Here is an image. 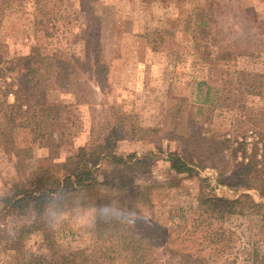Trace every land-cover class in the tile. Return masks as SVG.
Instances as JSON below:
<instances>
[{
  "label": "rangeland",
  "instance_id": "obj_1",
  "mask_svg": "<svg viewBox=\"0 0 264 264\" xmlns=\"http://www.w3.org/2000/svg\"><path fill=\"white\" fill-rule=\"evenodd\" d=\"M0 10V41L7 57L27 55L41 44L49 60L63 68L60 85L67 84L73 91L54 93L53 98L68 107L62 111V122L49 129L55 135L31 149L30 170L18 171L14 155L0 148V199L12 195L16 183L30 178L31 169H46L62 177L61 164L91 141L92 132L115 140L118 154L133 153L144 160L137 170L145 173L135 180V188L148 190L156 204L153 212L145 208L140 212L149 230L156 229V222L169 227L178 221L180 208L198 204L199 177L171 174L170 151L184 148L204 164L211 155L213 166L232 170L224 137L233 130L236 114L223 107L210 112L200 102L206 87L199 82L210 73L191 47L192 26L210 19L220 44L241 52L235 66L264 74V0H5ZM197 35L200 42L209 41L207 34ZM247 104L264 110V90L248 96ZM132 123L160 128L155 141L131 139ZM183 133L195 137L189 139ZM201 133L208 141L200 140ZM218 146L221 156L215 154ZM116 170L123 169L104 163L98 171L99 187L93 188L104 190L112 179H105L106 174ZM215 170L200 169L212 186L216 185ZM213 191L230 197L240 193L221 187ZM251 193L260 200L256 191ZM56 202L61 208L64 201ZM93 208L60 212L55 235L63 249L95 247V223L89 219ZM33 218L32 210L21 215L0 202V264H18L16 252L8 246L9 237L16 234L14 228ZM228 224L240 236L238 245L227 257L208 264H264L261 220L233 216ZM24 243L26 257L50 256L39 232ZM161 261L176 263L166 254H161Z\"/></svg>",
  "mask_w": 264,
  "mask_h": 264
},
{
  "label": "trees",
  "instance_id": "obj_2",
  "mask_svg": "<svg viewBox=\"0 0 264 264\" xmlns=\"http://www.w3.org/2000/svg\"><path fill=\"white\" fill-rule=\"evenodd\" d=\"M4 2L0 0V8ZM206 19L197 27L192 26L194 36L190 40L192 49L210 73L199 82L206 87L200 102L208 106L210 112L223 107L236 114L233 130L224 137L232 170L213 166L211 155L205 160L208 164H204L184 148L170 151L167 159L171 174L194 173L199 177L197 206L180 208L177 222L169 227L156 222L155 230L145 228L140 212L134 226L97 220L95 247L65 250L47 221L45 207L53 197L64 201L60 212L103 206L113 200L122 207L139 204L150 212L156 206L148 190L135 188V180L145 173L137 170L144 165V160L133 153L118 154L115 140H105L92 132L91 141L61 164L65 170L62 177L51 175L46 169H31L30 178L16 183L14 193L0 199L18 214L28 215L31 210L34 213L30 223L14 228L16 234L9 237L8 246L16 252L18 264H163L161 254L176 260L175 264H208L227 257L238 245L240 236L228 224L231 217L253 216L264 225V110L247 104L248 96L264 90V74L239 70L235 63L242 56L241 52L222 46L219 35L211 30L210 19ZM198 33L207 34L209 41L200 42ZM7 53L0 41V148L14 155L18 171H27L30 170L31 149L55 135L49 129L62 122V111L68 107L63 102L58 103L53 98L54 93L73 91L67 84L60 85L63 68L59 62L49 60L41 44L33 46L27 55L9 58ZM159 129L132 123L128 133L131 139L154 142ZM183 136L195 137L189 133ZM199 137L201 141H208L202 133ZM219 149L220 146L215 154L221 156ZM104 163L123 170L106 174L105 179L108 176L112 179L104 190L94 189L100 182L98 171ZM205 167L216 169L213 176L216 185H211L208 176H201L200 169ZM219 187L240 193L233 197L219 195L213 191ZM251 191H256L260 200H256ZM37 232L44 237V244L51 252L49 257L25 256L24 242Z\"/></svg>",
  "mask_w": 264,
  "mask_h": 264
},
{
  "label": "clouds",
  "instance_id": "obj_3",
  "mask_svg": "<svg viewBox=\"0 0 264 264\" xmlns=\"http://www.w3.org/2000/svg\"><path fill=\"white\" fill-rule=\"evenodd\" d=\"M143 211L139 204L133 205L132 207H122L119 203L113 200L109 204L103 206H95L92 209L90 216V223H95L97 220L105 222H115L120 225L134 226L138 213ZM47 215V221L49 227L52 230H57V223L60 218V207L56 202V198L53 197L50 202V206L45 209Z\"/></svg>",
  "mask_w": 264,
  "mask_h": 264
}]
</instances>
